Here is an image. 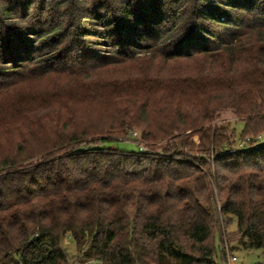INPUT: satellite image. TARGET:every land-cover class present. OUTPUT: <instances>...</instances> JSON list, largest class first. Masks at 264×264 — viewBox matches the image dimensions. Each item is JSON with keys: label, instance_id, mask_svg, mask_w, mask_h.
I'll use <instances>...</instances> for the list:
<instances>
[{"label": "trees", "instance_id": "1", "mask_svg": "<svg viewBox=\"0 0 264 264\" xmlns=\"http://www.w3.org/2000/svg\"><path fill=\"white\" fill-rule=\"evenodd\" d=\"M225 111L263 135L264 0H0V264L264 253V145ZM133 128L166 145L106 146Z\"/></svg>", "mask_w": 264, "mask_h": 264}, {"label": "rangeland", "instance_id": "2", "mask_svg": "<svg viewBox=\"0 0 264 264\" xmlns=\"http://www.w3.org/2000/svg\"><path fill=\"white\" fill-rule=\"evenodd\" d=\"M215 125H219V126L224 125L230 129V132H235L236 139L233 140V144L235 147L236 146L238 147L236 148L237 150L239 149L240 145H244L243 149H245L246 146L249 145V143L251 145L250 147L252 148H254V145L257 144L256 139H258L259 135L253 141H251L250 139L249 141L247 139H246L247 141L240 140L241 134L244 130V124L241 121H239V119L236 116L231 114L230 111H225L219 114V119L216 120ZM132 132L137 134L136 136L137 138L133 137V135L131 134ZM141 135H142L141 130L139 128H133L128 136L123 137V138H121V136H114V138L112 139L115 141L107 143L106 146L110 148L128 151V152L138 151L139 149L138 146H140L143 149L142 150L143 153L147 152L146 147H148L152 149L151 150L152 152L154 151L155 153H158L161 151L162 147L166 145L165 141H162L160 143H155V144L144 143L141 140V137H142ZM262 137L264 139V133ZM231 145H232V141H231ZM229 233H230L229 231L226 232L227 238H226V235H224V239H225L224 246L227 245L228 251H229L228 253L224 251V258H225L224 261L225 262L227 259V254H229L231 256H236L238 258L237 264H264V253L262 251L245 250V249H242L241 246H239L238 244L230 245V243H228V240H230ZM65 246L73 248L72 241L70 239H67L65 242ZM86 263L87 262L83 264H86Z\"/></svg>", "mask_w": 264, "mask_h": 264}, {"label": "built area", "instance_id": "3", "mask_svg": "<svg viewBox=\"0 0 264 264\" xmlns=\"http://www.w3.org/2000/svg\"><path fill=\"white\" fill-rule=\"evenodd\" d=\"M133 135L134 138H137V134L136 133H131ZM249 141V139H247ZM246 140V141H247ZM256 142L257 144L254 145V148L256 149L257 147L261 146V145H264V139L262 137V135H259L258 139H256ZM139 147V150L142 151L143 149ZM244 145H240L239 146V150L240 149H243ZM224 251L226 253H228V247L227 245L224 246ZM238 263V258L236 256H231L229 254H227V259H226V262L224 264H237ZM86 264H102L101 262H95V261H90V262H87Z\"/></svg>", "mask_w": 264, "mask_h": 264}]
</instances>
